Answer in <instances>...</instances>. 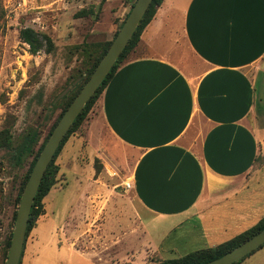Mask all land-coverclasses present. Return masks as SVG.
Wrapping results in <instances>:
<instances>
[{
	"label": "crops",
	"instance_id": "0c3cea01",
	"mask_svg": "<svg viewBox=\"0 0 264 264\" xmlns=\"http://www.w3.org/2000/svg\"><path fill=\"white\" fill-rule=\"evenodd\" d=\"M170 33L185 37L198 60L188 72L173 61L175 45L171 55L170 46L152 51ZM133 56L101 97L108 131L133 153L139 212L131 232L150 236L149 225L181 219L176 231L197 218L199 227L186 233L197 229L194 237L211 247L253 226L264 215V186L251 185L261 178L254 169L264 154L255 81L264 60V0H164ZM45 211L21 264H93L127 232L120 222L98 246L93 223L70 234L64 209L47 204ZM163 246L150 236L146 255L180 249Z\"/></svg>",
	"mask_w": 264,
	"mask_h": 264
},
{
	"label": "rangeland",
	"instance_id": "374dc122",
	"mask_svg": "<svg viewBox=\"0 0 264 264\" xmlns=\"http://www.w3.org/2000/svg\"><path fill=\"white\" fill-rule=\"evenodd\" d=\"M100 2L0 0V11H4V17L2 14L0 18V130L7 122L14 121L12 131L16 143L28 128L33 127L40 136L35 150L39 148L61 113L62 99L83 82L81 73L85 72L87 45L113 40L131 7V0H111L108 6L104 3L99 20L75 17L82 8L92 7L98 12ZM23 27L49 35L55 50L31 54L28 45L19 39V30ZM157 40L152 51L165 54L170 46L171 55L176 46L173 61L186 72L198 64L185 37L170 33L161 34ZM259 67L261 74L255 78L256 110L263 118L258 124V136L264 149V60ZM132 154L130 148L120 144L108 131L99 101L57 157L58 182L46 197L45 206L48 204L50 208L56 204L59 210L64 209L68 215L66 229L69 233L76 228L84 230L87 223H93L92 226L99 228L93 233L98 246L103 244L99 240L103 241V236L114 232L117 224H127L124 241L100 258L92 259L93 264H156L204 248L202 240L194 237L195 233L198 235L197 229L192 232L193 236L186 233L188 227L193 230L199 227L197 218L184 220L176 231L173 230L181 219L161 221L149 225L153 243L163 240L165 248L178 244L179 252L146 255L145 246L150 236L139 229L131 232L135 224L132 219L137 218L139 212L133 187H126L127 182L132 183ZM32 158H26L22 165H15L8 150L0 148V264H6L9 251L6 241L10 234L12 237L14 215L19 207L16 197ZM254 170V175L261 171L262 175L258 182L251 184L252 187L264 186V154ZM239 264H264V247Z\"/></svg>",
	"mask_w": 264,
	"mask_h": 264
},
{
	"label": "trees",
	"instance_id": "16d2710c",
	"mask_svg": "<svg viewBox=\"0 0 264 264\" xmlns=\"http://www.w3.org/2000/svg\"><path fill=\"white\" fill-rule=\"evenodd\" d=\"M137 0H131V7L129 12L126 14V17L122 21V23L119 25L117 31L114 34V38L118 34L119 30L121 29L125 19L129 15L131 9L133 8L135 2ZM164 0H153L149 9L145 13V15L142 18L141 23L136 29V32L134 33L133 37L130 39L128 45L124 49V51L121 53L120 57L116 61L115 65L111 69L110 73L107 75V77L104 79L102 84L99 86V88L96 90L94 95L90 98V100L87 102L83 110L80 112V114L75 119L73 125L71 126L70 130L62 140L61 144L59 145L52 161L50 162L43 179L39 185V189L37 192V195L35 197V201L31 210L29 223L27 227L26 232V238L29 235L30 231L36 226L38 220L46 213L45 211V199L50 193V191L54 188V186L57 184V175L59 173V165L56 163L57 157L60 155L63 147L69 140V138L77 133L81 127L84 125V123L87 121L90 113L92 112L93 108L96 106V104L100 101L101 104V97L104 93L105 89L109 85L110 81L116 74L117 70L126 62H128L131 58V54L136 50L138 47L141 35L147 25L152 21L154 16L156 15L158 9L162 5ZM106 2V0H101L99 6H98V12L95 11L94 8H82L81 10L77 11L74 15L76 18H88L93 17L96 20L100 19V13L102 11L103 5ZM4 17V11L1 9L0 11V18ZM113 38V40H114ZM19 39L21 42L28 45V51L36 55L42 51L46 53H51L55 50V44L53 39L47 35V34H41L37 32L35 29L31 27H23L19 30ZM113 40L108 41L104 44H88L87 48L85 49L86 52V67L85 72L81 73L84 78L83 82L78 85L75 89L71 91L70 94L65 95L62 99L61 104V113L59 114L56 122L51 127L48 135L42 142V144L39 146L37 150H35L37 144L39 143V133L36 128L30 127L28 128L24 134L21 136L19 142L16 143L15 136L13 134V125L14 121L7 122V124L0 130V148L8 150L10 154V158L15 163V165H22L23 161L28 157H33L32 161L30 163V166L22 179L21 187L19 189V192L16 197L17 205L20 203V198L23 193L24 187L28 181V178L31 174V171L37 161V158L39 157L43 147L45 146L46 142L48 141L51 133L55 129L57 123L61 119L64 112L67 110V108L70 106V104L73 102L77 94L80 92L82 87L85 85V83L89 80L92 73L96 69L97 65L101 61V59L104 57L106 52L108 51L109 47L111 46ZM86 47V45H85ZM17 212H15L14 219H16ZM264 229V215L250 228L242 231L241 233L233 236L232 238L217 244L215 246L211 247H204L202 249L190 252L182 257L178 258H171V259H164L163 261L156 263V264H204L209 261H212L216 258H219L223 256L224 254L228 253L229 251L233 250L252 236H254L256 233ZM11 241V234L7 238L6 241V249L8 250L10 246ZM25 246V243H24ZM264 245L259 247L257 250L246 256L245 258L241 259L240 261L234 263L239 264L242 261H244L246 258L251 256L256 251L263 248ZM24 250V248H23ZM23 254V252H22ZM22 259V257H21ZM22 260H20L21 264Z\"/></svg>",
	"mask_w": 264,
	"mask_h": 264
},
{
	"label": "water",
	"instance_id": "95a60500",
	"mask_svg": "<svg viewBox=\"0 0 264 264\" xmlns=\"http://www.w3.org/2000/svg\"><path fill=\"white\" fill-rule=\"evenodd\" d=\"M152 1L153 0H137L135 2L108 51L97 65L89 80L85 83L73 102L64 112L43 147L20 198L6 264L20 263L31 210L39 185L50 162L75 119L110 73L121 53L128 45ZM262 245H264V229L223 256L204 264H234L257 250Z\"/></svg>",
	"mask_w": 264,
	"mask_h": 264
},
{
	"label": "built area",
	"instance_id": "2783aa9c",
	"mask_svg": "<svg viewBox=\"0 0 264 264\" xmlns=\"http://www.w3.org/2000/svg\"><path fill=\"white\" fill-rule=\"evenodd\" d=\"M126 187L130 189L131 187H133V183H131V182H127V183H126Z\"/></svg>",
	"mask_w": 264,
	"mask_h": 264
}]
</instances>
